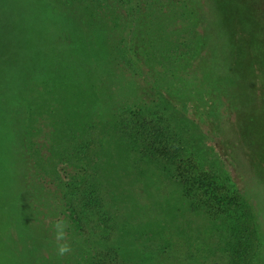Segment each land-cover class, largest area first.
<instances>
[{
  "label": "rangeland",
  "instance_id": "rangeland-1",
  "mask_svg": "<svg viewBox=\"0 0 264 264\" xmlns=\"http://www.w3.org/2000/svg\"><path fill=\"white\" fill-rule=\"evenodd\" d=\"M113 2L121 4L127 38L117 46L107 41L103 49L110 64L116 62L112 48V55L126 66L127 70L118 69L117 79L137 86L140 93L127 100L111 83L109 103L100 106L94 126L82 130L88 121L83 112L102 102L99 93L94 94L96 100L74 96V84L81 78L75 80L67 70L57 91L42 84L41 77L50 70L55 48L66 38V27L83 0H0V208L3 204L11 208L8 217L0 209V264H61L64 254L58 248L64 244L56 241L62 239H57L55 225L64 224L65 237L70 214L64 200L46 210L43 200H50L45 195L59 199L71 179L77 187L87 174L101 188L103 209L118 225L110 243L119 245L130 261L213 264V258L220 257L227 216L211 217L191 209L179 184L162 173L155 160L140 159V149L132 148L125 130L162 161L164 155L158 153L165 145L177 175L187 169L194 175L209 173L236 192L255 219L253 257L248 262L264 264V77L260 75L264 60L256 61L257 70L248 67L245 50L252 40L244 28L250 25L247 16H264V0H234L230 6H219V11L213 0ZM260 20L259 26L264 17ZM161 33L175 40L169 56L180 59V73L178 80L159 86L152 70L135 60L132 42L143 35L159 38ZM100 37L92 38L90 49L101 45ZM90 49L78 51L70 60L74 67L80 68L82 56L92 58L86 54ZM171 61L167 66L175 64ZM95 75V82L101 83L96 80L102 79L100 74ZM144 84L157 87L139 97ZM173 84L182 98L169 92ZM60 101L69 105L58 103L57 130L47 134V112ZM63 154L66 158L60 160ZM141 183L151 184L149 196L135 189H142ZM24 185L30 219L13 208ZM237 214L241 215L240 208ZM100 229L98 234H105Z\"/></svg>",
  "mask_w": 264,
  "mask_h": 264
},
{
  "label": "trees",
  "instance_id": "trees-1",
  "mask_svg": "<svg viewBox=\"0 0 264 264\" xmlns=\"http://www.w3.org/2000/svg\"><path fill=\"white\" fill-rule=\"evenodd\" d=\"M231 2H234V0H213V4L218 6V11L222 9L219 6H230ZM187 5L188 3H186V6ZM118 6H121V4H115L113 0H83V4L79 7L80 12H77L73 15L71 21L66 27V38L63 40V42H59L55 48L50 70L47 71L44 77H41L42 84H50V86L53 85L52 89L57 91L60 87L59 82H62L60 79L62 75H66L64 71L67 70L71 75H74L75 80L81 78L79 82L76 81L78 85L74 84L76 87V91L73 93L74 96L75 94L78 96L82 94L89 100H96V96L94 94H96L95 92L99 93V99H101L102 102L100 104H95L94 102L96 106L93 104L91 109L87 108L83 112V120L88 119V125L86 122H84L83 125L85 127L82 130L92 128L95 124V120H93L94 116H99L101 113L99 112L100 106L106 107V104L109 103L108 99L111 97L109 96V93H112L110 90L111 83H113L114 89L116 88L118 92L122 94L127 100L132 98V95H137L140 93L137 90V86H133L131 83H122V81L117 79L119 77L118 69L121 68L127 70L125 69L126 66L122 67L117 59L112 55V48L110 49V55L115 59L114 61L116 62H112L110 64L108 55L103 49L104 44L107 41L113 40L114 44L117 46V44L121 45V43L127 38V36H125V33L128 32L127 25L125 23L121 9ZM261 17L264 16L258 13L256 15L254 14V16H247L246 18L248 19L250 25H244L246 33H248L250 30L248 36L252 40L251 46L245 50L249 60L248 67H251V69H253V67L255 68L256 61L260 59L264 60V23H262L263 26H259V24L262 22L260 20ZM105 34L113 36L108 40H103L102 37ZM146 34L149 36V32H146ZM94 36H101L99 38L101 45L99 46L96 44L94 49H90L89 43ZM148 36L143 35L140 39L136 38L135 41L132 42L134 53L137 56L135 60L152 70L156 79L155 83H158L159 86L165 85L167 83L171 84L170 81L173 82L178 80L177 75L180 73V68L177 64L180 59L176 56H169V50L173 48L175 40L169 39L168 34L163 33L158 35L159 38L151 37L150 39ZM189 36L192 37L191 33ZM180 43L181 42L178 44ZM178 44L176 46L175 52H177V49L179 48ZM89 49L90 51L86 54H90L92 58L82 56L81 59L79 58L80 68H77L76 66L74 67V65L71 63L72 61L70 60L79 54L78 51L85 50V52H87ZM104 53L106 54V57L103 55ZM101 56L105 58L102 60L104 62L99 60ZM169 60H173L170 63L175 64L167 66ZM107 66L109 71H107ZM260 67H262L260 70V75L263 78L264 62ZM112 68L114 69L112 70ZM79 69L81 70L80 73L78 72ZM96 73L100 74L102 79L96 78V80L101 81V83L95 82L93 74L95 75ZM88 75L92 77L91 82H89L90 77ZM96 76L97 75H95V77ZM107 79H112V81L106 82ZM147 85L148 84H144L140 86L145 88H140L138 86V89H141V94L139 97H142L143 94H145L144 91L147 90V92H152L157 87H148ZM180 91L179 88L173 84L169 92L176 94V98H182V96L178 95L181 93ZM58 103L61 104L60 106L64 105V108H67L69 105V103L60 101L57 102L54 107L47 112V119L49 120L47 125L48 127H46L47 134L49 132L52 133V129H54V132L57 130L58 120H56V117H58V115L56 110L58 107L56 106ZM32 109L33 107L29 108L28 116ZM169 121H172V119L170 118ZM169 121V126L173 128L172 131H175V127H173V124ZM169 126H163V128L170 130ZM125 132L127 133L128 137H131L130 142L132 144V148L140 149L139 156L141 160H155L157 162L158 169L167 177L172 179L173 182H177L179 184L182 195L188 201L191 209L204 211L211 217H218L222 215L227 216V222L225 224L223 223L224 228L226 229V235L224 236L223 242L224 244L220 248V257L217 259L213 258V264H250L251 262H248V259L253 257V241L251 240L256 238L257 231L254 216L249 211V208L247 209V203L245 201H239V197L236 195V192L229 191L228 187L224 185V181L219 179L218 176H211L209 173L194 175L191 169H187L184 174L177 175L178 169L174 167V164L171 161L172 159L169 158L170 151L165 145L163 149L160 148L158 153L161 156L164 155L165 160L162 161L157 157L159 155L156 156L154 152H147L145 149H143L142 142L139 143L134 134H132L130 131L127 132L126 130ZM125 132L124 134H126ZM18 134L24 135L23 132ZM160 137L161 136H156V139ZM168 139H170V137L165 139L166 143H168ZM156 141L157 140H155V142ZM182 142L184 143V141L181 139V146ZM52 145L55 147L56 144ZM177 153L178 151L176 152L175 150L174 154L176 155ZM64 156L65 155L63 154V156L60 157V160H64L66 158ZM173 157L174 156H172V158ZM187 172L188 176H186ZM143 174L147 176L148 172H143ZM83 179V181L80 183V186L77 187L75 184L77 183L75 179H71L67 187L64 188L63 194L59 196V199H55L53 197L48 198L49 196L45 195V198L50 199L51 202L50 200H43L47 203L45 207H42L44 208L43 210L53 208L52 205H58L59 202L61 203V201L63 202L64 200L63 204L66 206V210L70 214L65 237L63 236L62 241L56 240L58 243L62 242V244L67 245L69 249L64 253V257L60 258V263L135 264V262L130 261L122 255L121 247L119 245H112L110 243V237L113 231L115 233L118 230V225L116 226L113 221L114 218L103 209L105 195L101 188L92 181L90 174H87ZM148 185L149 187L151 186L149 183ZM141 187L142 189L139 186H136L135 189L141 191L143 190L144 193L149 196L151 193L149 187L145 186L143 183H141ZM25 188V185L24 188L21 187V195L19 192L16 194L17 199H15V203L17 206H13V208L19 210L21 213H27L28 219H30L32 212L29 210V203H25L27 198H29L28 194L25 192L27 191ZM131 189H134L133 186ZM158 194H160V191ZM239 208L241 215L237 214ZM0 209L1 211H5V214L8 217L9 210H11V208L8 209L3 204L2 208ZM243 209L245 210V214L242 212ZM97 211L102 213L97 216ZM231 214H234V217L230 216ZM91 222H93V226L89 227ZM1 224L2 220L0 218V226ZM101 226L104 227L106 231L104 229H100ZM98 229L101 230V233L105 234H98ZM57 256L59 255L56 253L55 257ZM57 260L58 258L54 260V262ZM16 264L21 263L17 261ZM29 264L33 263L31 262Z\"/></svg>",
  "mask_w": 264,
  "mask_h": 264
},
{
  "label": "clouds",
  "instance_id": "clouds-1",
  "mask_svg": "<svg viewBox=\"0 0 264 264\" xmlns=\"http://www.w3.org/2000/svg\"><path fill=\"white\" fill-rule=\"evenodd\" d=\"M56 229H57V239H62L63 238V228H64V224L62 222L57 223L55 225ZM68 246L67 245H61L58 248L59 254L63 255L65 252H67Z\"/></svg>",
  "mask_w": 264,
  "mask_h": 264
}]
</instances>
